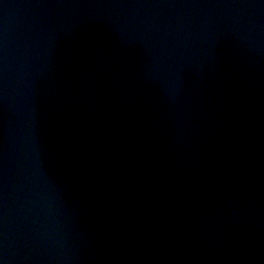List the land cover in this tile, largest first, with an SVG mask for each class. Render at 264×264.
Wrapping results in <instances>:
<instances>
[{
	"label": "snow or ice",
	"instance_id": "snow-or-ice-1",
	"mask_svg": "<svg viewBox=\"0 0 264 264\" xmlns=\"http://www.w3.org/2000/svg\"><path fill=\"white\" fill-rule=\"evenodd\" d=\"M0 264H2V262H0Z\"/></svg>",
	"mask_w": 264,
	"mask_h": 264
}]
</instances>
